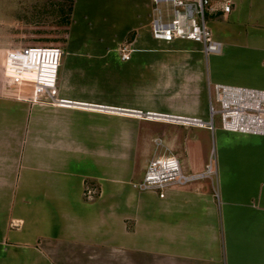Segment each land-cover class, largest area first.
Listing matches in <instances>:
<instances>
[{
    "label": "crops",
    "instance_id": "crops-1",
    "mask_svg": "<svg viewBox=\"0 0 264 264\" xmlns=\"http://www.w3.org/2000/svg\"><path fill=\"white\" fill-rule=\"evenodd\" d=\"M106 1L74 0L58 80L70 107L0 85V264H264V137L131 114L203 119L214 85L264 90V0L210 16L209 55L152 41L150 0ZM166 150L187 174L213 154L215 176L163 199L136 190Z\"/></svg>",
    "mask_w": 264,
    "mask_h": 264
},
{
    "label": "built area",
    "instance_id": "built-area-1",
    "mask_svg": "<svg viewBox=\"0 0 264 264\" xmlns=\"http://www.w3.org/2000/svg\"><path fill=\"white\" fill-rule=\"evenodd\" d=\"M233 0H150L149 35L152 41L165 45L176 41H189L200 45L205 55L218 53L220 43L212 34L208 18L218 13L229 16ZM11 54H7V53ZM5 54L2 73L9 86L29 88L28 100L57 107H70L59 97L58 80L63 51L58 47H28L11 50ZM119 60H130L132 49L122 44ZM20 61V67H9V57ZM91 108V107H90ZM106 110L104 108H100ZM137 118L152 119L170 125L199 128L212 131L215 120L222 130L242 135L264 137V90L228 85H214L208 91V120L174 115L134 111ZM162 148L160 141H155ZM215 176L211 157L201 173L187 174L179 161L167 150L153 156L148 162L142 180L133 184L140 192H157L163 199L165 191L172 187H188L191 184ZM87 199L95 193L87 189ZM12 227L18 224L12 223Z\"/></svg>",
    "mask_w": 264,
    "mask_h": 264
},
{
    "label": "rangeland",
    "instance_id": "rangeland-1",
    "mask_svg": "<svg viewBox=\"0 0 264 264\" xmlns=\"http://www.w3.org/2000/svg\"><path fill=\"white\" fill-rule=\"evenodd\" d=\"M112 2H121V0L106 1L107 4ZM73 3L74 0H0V49L28 47L62 49L70 29ZM103 17H108L106 11L103 12ZM129 38L132 39L133 36ZM3 61L4 55L0 57L1 87L5 91H16L23 96L29 95V88L19 89L9 86L3 80ZM203 120H208V115ZM214 126L220 128L218 120H215ZM210 157L212 161L213 154Z\"/></svg>",
    "mask_w": 264,
    "mask_h": 264
},
{
    "label": "bare ground",
    "instance_id": "bare-ground-1",
    "mask_svg": "<svg viewBox=\"0 0 264 264\" xmlns=\"http://www.w3.org/2000/svg\"><path fill=\"white\" fill-rule=\"evenodd\" d=\"M100 110H102V109H100ZM102 111L105 112V111H107V109H106V110H102ZM134 113H136V112H133V113H131V114H132V116L136 117V115H135ZM148 120L153 121L152 119H148Z\"/></svg>",
    "mask_w": 264,
    "mask_h": 264
}]
</instances>
